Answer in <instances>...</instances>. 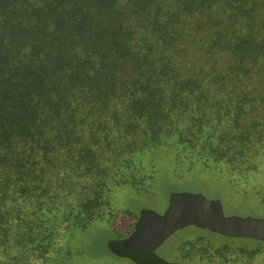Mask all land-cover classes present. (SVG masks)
<instances>
[{"label": "trees", "instance_id": "trees-1", "mask_svg": "<svg viewBox=\"0 0 264 264\" xmlns=\"http://www.w3.org/2000/svg\"><path fill=\"white\" fill-rule=\"evenodd\" d=\"M182 166L264 191V0H0V264H75L74 231L133 230L118 188ZM196 229L183 264H264Z\"/></svg>", "mask_w": 264, "mask_h": 264}, {"label": "rangeland", "instance_id": "rangeland-1", "mask_svg": "<svg viewBox=\"0 0 264 264\" xmlns=\"http://www.w3.org/2000/svg\"><path fill=\"white\" fill-rule=\"evenodd\" d=\"M177 176L171 174L160 176L154 186L148 193L133 197V190L129 187H120L114 194V201L118 206H125L133 211L136 216V224L144 213L148 212L157 216H163L172 202L174 194H191L200 195L208 201H218L221 210L226 216L252 217L264 219V197L262 200L261 191L257 192L255 187L256 181L240 182L241 186L248 188L246 190L241 186L232 185V179L228 174L223 172H199L193 170L187 174L185 166L178 170ZM230 186V187H229ZM153 190V191H152ZM133 220L126 216L123 212L117 215L116 220L110 228H106L103 224L97 223L87 229L74 231L69 246L75 257V264H136L130 259H119L112 255L109 248L111 231L115 233V237L128 235L130 238L134 232L131 231ZM196 226H189L177 231L174 237L167 239L162 245L156 249V254L161 258L176 264H183L179 261L181 255V246L185 241L193 240L199 235ZM112 238V236H111ZM127 238V239H128ZM117 244L123 240H117ZM112 246V245H111ZM111 251V252H110ZM191 264H201L197 260H192Z\"/></svg>", "mask_w": 264, "mask_h": 264}, {"label": "water", "instance_id": "water-1", "mask_svg": "<svg viewBox=\"0 0 264 264\" xmlns=\"http://www.w3.org/2000/svg\"><path fill=\"white\" fill-rule=\"evenodd\" d=\"M189 226L228 237L264 242V219L226 216L218 201H208L200 195L174 194L163 216L144 213L132 236L114 248L143 264H176L161 258L155 251L175 232Z\"/></svg>", "mask_w": 264, "mask_h": 264}]
</instances>
